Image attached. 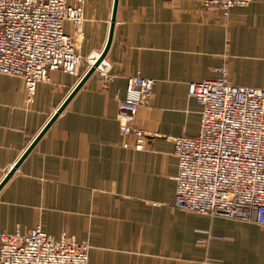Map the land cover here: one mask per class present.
Returning a JSON list of instances; mask_svg holds the SVG:
<instances>
[{"label": "crops", "instance_id": "0c3cea01", "mask_svg": "<svg viewBox=\"0 0 264 264\" xmlns=\"http://www.w3.org/2000/svg\"><path fill=\"white\" fill-rule=\"evenodd\" d=\"M113 5L84 0L81 27L64 23L83 58L79 77L52 71L28 100L20 77L0 74V182L104 49ZM104 61L112 80L94 71L0 188V232L65 233L89 245L88 264H264V225L174 207L169 138L198 133L188 84L216 77L214 67L264 88V0L227 18L200 0H117ZM136 69L154 80L134 117L148 135L141 149L117 121Z\"/></svg>", "mask_w": 264, "mask_h": 264}, {"label": "built area", "instance_id": "2783aa9c", "mask_svg": "<svg viewBox=\"0 0 264 264\" xmlns=\"http://www.w3.org/2000/svg\"><path fill=\"white\" fill-rule=\"evenodd\" d=\"M251 1L200 0L204 9L217 8L224 18L232 7ZM83 3L0 0V74L20 77L28 100L52 71L81 75L83 58L64 23L81 27ZM102 62L95 71L107 83L113 75ZM213 70L216 77L188 84V96L201 105L198 133L169 137L177 160L174 207L264 225V88L232 84L223 66ZM153 85L136 69L118 103L121 134L135 137V149L148 139L134 117ZM88 251L87 243L65 233L53 237L40 225L0 232V264H88Z\"/></svg>", "mask_w": 264, "mask_h": 264}, {"label": "water", "instance_id": "95a60500", "mask_svg": "<svg viewBox=\"0 0 264 264\" xmlns=\"http://www.w3.org/2000/svg\"><path fill=\"white\" fill-rule=\"evenodd\" d=\"M116 8H117V0H114L113 5V11H112V18H111V24H110V33L109 37L107 39L106 45L102 52L99 54V56L95 59V61L89 66V68L85 71L83 76L78 81L77 85L72 89L68 97L65 99V101L62 103V105L57 109V111L54 113V115L51 117V119L48 121V123L45 125V127L40 131V133L35 137V139L31 142L29 147L24 151V153L21 155L20 159L15 163V165L8 171L4 179L0 182V188L4 185V183L8 180V178L13 174L15 168L20 164V162L24 159V157L28 154V152L32 149V147L35 145V143L38 141V139L42 136V134L46 131V129L52 124V122L56 119L58 114L64 109L66 104L69 102V100L72 98V96L78 91V89L84 84V82L88 79V77L95 71L96 67L101 64V62L104 60L105 55L107 53V50L111 43L112 38V31L115 21V14H116Z\"/></svg>", "mask_w": 264, "mask_h": 264}, {"label": "rangeland", "instance_id": "374dc122", "mask_svg": "<svg viewBox=\"0 0 264 264\" xmlns=\"http://www.w3.org/2000/svg\"><path fill=\"white\" fill-rule=\"evenodd\" d=\"M98 56H99V55H98ZM98 56H97V57H98ZM97 57H96V58H97ZM96 58H95V56H94V57L91 58V59H92V61L94 62ZM93 62H92V63H93ZM92 63H91V64H92ZM91 64H90V62H89V66H90ZM88 68H89V67H88Z\"/></svg>", "mask_w": 264, "mask_h": 264}, {"label": "bare ground", "instance_id": "6f19581e", "mask_svg": "<svg viewBox=\"0 0 264 264\" xmlns=\"http://www.w3.org/2000/svg\"><path fill=\"white\" fill-rule=\"evenodd\" d=\"M97 56H98V55H97ZM97 56H95V58H96ZM89 62H90V64H91V63L93 62L92 59H89ZM101 63H103V62H101Z\"/></svg>", "mask_w": 264, "mask_h": 264}]
</instances>
